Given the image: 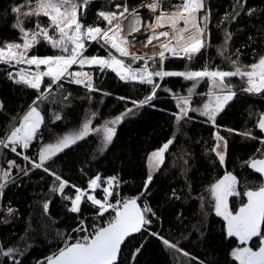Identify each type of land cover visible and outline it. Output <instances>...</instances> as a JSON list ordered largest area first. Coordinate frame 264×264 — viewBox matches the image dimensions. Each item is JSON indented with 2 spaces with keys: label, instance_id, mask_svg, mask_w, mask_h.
<instances>
[{
  "label": "snow or ice",
  "instance_id": "snow-or-ice-1",
  "mask_svg": "<svg viewBox=\"0 0 264 264\" xmlns=\"http://www.w3.org/2000/svg\"><path fill=\"white\" fill-rule=\"evenodd\" d=\"M94 2L23 0L9 6L14 17L11 28L18 31L19 37L0 42V65L4 66L7 80L21 89L34 90V98L26 107L21 104L20 110L11 115L0 130V199L8 186L19 187L24 177L30 178L37 170L52 178L48 189L52 195L37 201L42 204V213L38 219L33 217L26 222L24 234L18 236L15 242L6 243L7 237H0V264H23L25 255L35 247L39 236L43 234L47 239L52 233V239L48 240L50 252L33 264H138V257L147 240L132 248L129 245L138 237L145 236L158 240L172 254L174 264H206L181 247V239L187 240L191 233H181L180 239L162 234V218L148 202L152 195L150 186L156 173L163 170L166 153L174 145L177 135L183 134V128L196 119L192 113L206 118L204 122L217 129L212 136L214 143L207 146L205 142L204 154H214L213 164L218 160L219 165H225L229 140L220 134L218 117L244 96L260 97V103L264 104V31L257 29L255 37L248 35L247 42L233 50L231 41L234 33L229 29L238 25L242 17H247L249 21L264 17V8L249 7L248 0H232L231 11H225L216 23L215 27L223 34V43L217 47V55L229 63L230 70H223L219 65L210 67L211 61L206 60L198 69L186 64L185 69L180 71L167 69L165 62L177 58L190 64L202 55V49L211 47L209 25L213 10L210 0H180L174 4L168 0L167 8L164 6L166 0H144L138 6L130 5L128 0H104V7L95 12L94 19L89 23L88 11ZM141 8L149 12L143 19L150 22L144 25ZM125 21H129L127 31ZM29 23L32 27L26 26ZM142 27L144 33L149 34L137 41L133 33L141 32ZM247 27L255 25L249 23ZM236 32L244 34L245 28L237 27ZM136 42L143 43L145 48L151 46L150 52H131L130 48ZM41 43H46L57 52L35 54L36 46ZM92 43L99 45L107 55L86 54ZM253 44H259V50L252 48ZM242 48L252 49L251 63L241 60V56L245 55ZM113 50L118 56L113 54ZM140 61L143 63L133 66ZM74 65L78 66V70H73ZM92 69L101 73L110 70L120 81L149 86V90L142 99L118 96L117 100L125 102L124 110L99 127L92 125L94 112L77 128L57 132L53 125L64 117L55 110L49 115L48 106L57 103L69 106L64 102L70 100L72 92L65 88V83L84 88L86 96L81 99L91 103V94L102 92ZM170 77L191 82L187 95H181L163 83ZM232 78H238L239 83H233ZM204 81L208 85L207 92L197 93L196 89ZM161 91L169 93L175 101L176 110L169 113L175 131L161 146L147 153L148 171L141 191L136 195L121 196L118 189L123 181L118 175L102 178L97 173L89 177L87 188L64 178L62 171L56 167L61 154L66 155V150L78 146L95 133L101 137L97 151L103 155L113 146L117 127L144 107L155 108L153 101L159 99L158 92ZM102 94L111 95L109 92ZM196 95L202 99L198 106H193ZM128 103L132 107H127ZM246 111L247 120L242 130H224L229 134L235 132L244 140L258 142L259 147L248 159L240 161L239 166L241 170L247 167L264 177V136L260 135L264 134V108L250 104ZM0 114L8 115L2 99ZM249 122L251 126H248ZM42 128L47 130L48 141H45ZM33 148L34 153L30 152ZM13 155L15 158H10ZM17 158L23 163H19ZM179 159L182 161L181 175L185 187L180 190L172 188L166 194V202L193 199L199 202L200 220L191 228L200 238L206 235L205 221L214 212L223 223L224 238L229 243L235 242L228 252V264H264V180L250 186L253 182L247 176L238 178L233 171L226 170L222 177L204 189L210 198L202 193L194 197V181L188 175L192 168L189 164L192 155L185 151ZM176 166L174 162L172 167ZM79 171L81 175H87L84 167ZM44 178L41 176V180ZM70 188L75 190L74 194L66 192ZM98 189L102 190L100 198L96 195ZM57 195L65 202L62 207L66 212L74 214L69 216L63 230L54 228L58 221L49 212L53 197ZM82 204L90 205V215L85 214ZM17 216L18 209L9 204L0 223L7 225ZM184 219L186 217L181 211L176 220L183 223ZM33 220H36L35 227ZM154 225L158 226L155 230ZM10 235L15 236L16 233ZM207 264H212V261Z\"/></svg>",
  "mask_w": 264,
  "mask_h": 264
},
{
  "label": "trees",
  "instance_id": "trees-1",
  "mask_svg": "<svg viewBox=\"0 0 264 264\" xmlns=\"http://www.w3.org/2000/svg\"><path fill=\"white\" fill-rule=\"evenodd\" d=\"M23 0H0V42L3 40L18 39L19 33L11 28L14 17L10 12V5L14 3H22ZM144 0H128V3L133 6L140 5ZM171 3H178L180 0H170ZM212 7V23L209 25L211 29V47L202 49V55L192 61L190 64L186 60L171 58L165 62V66L169 70H184L185 65L192 69L200 68L206 60H210V67L219 65L223 70H230V65L217 55V47L223 43V34L215 27L225 11H231L232 0H210ZM168 7V0L165 5ZM249 7L264 8V0H248ZM104 7V0H95L90 5L88 11V22L91 23L94 19L95 12ZM7 10V14L6 13ZM46 20V18H44ZM251 23L255 27H247ZM27 27H32L29 23ZM237 27H244V34L236 32ZM264 31V17L260 19L252 18L251 21L247 17H242L238 25H233L229 29L234 33L231 41L233 50L241 47L247 42L248 35L256 36V30ZM252 48L259 50V44H253ZM251 50L244 49L241 51L245 55L241 56L244 63H251ZM38 55H51L57 52L46 43H41L34 50ZM32 54V53H30ZM86 54L107 55V52L100 48L97 44H92L88 48ZM233 59L235 57L233 56ZM78 68V67H75ZM87 69V68H86ZM89 70V69H88ZM97 85L102 89V92H109L111 95H103L102 92L92 93L91 103L87 99H81L86 96V90L80 86L65 84V88L72 92V97L64 104L69 106L64 107L57 103L48 106L49 115L52 111H60L64 119L56 122L53 127L57 132H64L70 129L77 128L83 121L91 117L92 113H96L92 118V125L99 127L105 120L118 115L125 108V102L117 100L118 96H125L131 99H142L149 90V86H143L136 83H125L119 80L110 70L101 73L97 69H92ZM233 83H239L238 78H232ZM166 86L172 88L173 91H178L181 95L187 93V88L191 86V82L184 81L180 77L166 78L163 82ZM207 84L202 83L198 88V93L206 91ZM159 99L153 101L155 108L144 107L139 110L135 116L125 119V121L117 127V137L113 146L103 155L97 151L101 137L95 133L91 134L85 141H81L78 146H74L71 150H66L67 154H61V158L56 165L57 169L62 171L65 179L70 183L77 184L80 187L87 188L89 177L101 174L102 178L111 175H118L123 183L118 189L121 196L136 195L142 189L143 181L147 175V153H150L157 147L161 146L166 140L172 136L175 131L173 127V118L169 115L175 111V101L169 93L158 92ZM34 98V90L21 89L20 86L13 85L6 79V71L4 66L0 65V99L5 101L8 115L0 114V130L7 124L11 115L20 110V105L25 107ZM199 98L193 97L194 104ZM101 101H103L101 103ZM260 97H241L240 100L234 101L232 105L226 108L224 113L218 117V123L221 125L220 134L224 135L229 140V151L226 157L224 166L219 165V162L212 163L214 154L206 156L204 154L205 142L207 146H211L214 141L213 134L216 128L205 123L206 119L198 118L188 123L183 128V134H178L174 145L170 146V150L166 153V162L161 172L156 173L154 182L150 186L152 195L149 197V203L161 216L163 222L162 234L171 235L177 239L181 238V233L187 235L191 233L187 240L181 239V247L190 252L193 256L204 260L207 264L212 261V264H228L230 257L228 252L234 243H229L224 238L222 232L223 223L219 217H216L214 212L207 217L205 221L206 235L200 238L199 234L192 230L191 225L197 224L200 220L199 202L195 199L190 201H167L166 194L170 193L172 188L177 190L185 187V181L181 175L182 161L179 159L185 151L191 153L192 159L189 164L192 165L189 177L194 181L195 191L192 195L195 197L203 194L210 198L209 193L204 189L213 183L216 179L222 177L225 171H233L238 178L247 176L249 181L253 183L250 186H256L261 182V179L252 172L251 169L245 167L241 170L240 161L248 159L259 147L258 142L244 140L235 132L229 134L224 129L233 128L237 131L245 127L247 120V108L250 104H254L257 108H264V104L260 103ZM193 104V105H194ZM127 107H132L131 103ZM159 109H165L160 111ZM251 126V122L249 125ZM45 133V141L50 139L47 130L42 128ZM258 132V130H257ZM264 136L263 134H260ZM30 152H35V149H30ZM95 155V159L93 156ZM10 158H15L14 155ZM187 158V157H185ZM19 163H23L19 160ZM87 161V163H84ZM176 167H172L173 163ZM84 167L87 175H81L80 168ZM41 176L45 178L41 180ZM52 178L48 177L42 171L37 170L29 177H24L19 187L10 185L5 189V194L0 199V220H3L6 212V207L10 204L13 208L18 209V216L11 219L10 223L5 225L0 223V237H7L6 243L15 242L18 236L24 234L26 222L30 218H39L42 213V204L37 201H43L46 196L52 194L48 192ZM74 189H66L67 193L74 194ZM100 198L102 195L99 191L96 193ZM236 200V198H231ZM65 203L60 200V197L54 196L53 203L50 205L49 212L58 223L54 228L63 230L65 224L68 223L70 215L66 209L62 207ZM238 203V201H237ZM82 209L86 215L92 213L89 204H82ZM183 212L186 219L183 223L176 220V216ZM33 226H36V220H33ZM158 226L154 225V230ZM15 232L16 235H10ZM54 233L50 234L47 239L41 234L35 247H33L24 257L23 264H33L37 259L42 258L50 252L48 240L52 239ZM147 240L142 249V254L138 257V264H174L172 254L163 248L158 240L151 237H138L129 248L139 246L143 241ZM195 264V262H193Z\"/></svg>",
  "mask_w": 264,
  "mask_h": 264
},
{
  "label": "built area",
  "instance_id": "built-area-1",
  "mask_svg": "<svg viewBox=\"0 0 264 264\" xmlns=\"http://www.w3.org/2000/svg\"><path fill=\"white\" fill-rule=\"evenodd\" d=\"M146 13L149 14L148 10L146 11ZM142 33H143V35H142ZM148 34H149V33H144V29H143V30H142L141 32H139V33H134L133 36L137 38V41H140V40H143L144 37H145L146 35H148ZM129 39H132V37H129ZM162 39H163V38H162ZM92 44H94V43H92ZM92 44H91V45H92ZM150 50H151V46H149L148 48H145V47L143 46V43H140V42H136V43H135V46L130 48V51L133 52V53H136V54H143V53H145V52H150ZM113 54H115V55L118 56V53H115L114 50H113ZM167 55H170V54H167ZM126 62H129V60H128L127 58H126ZM142 63H143V62L140 61V62L137 63V65H133V66L136 67V66H139V65L142 64ZM24 67H26V66H24ZM73 70H78V68H75V67L73 66ZM85 70H86V69H85ZM93 75H94V72H93ZM65 84H67V83H65ZM68 85H69V84H68ZM74 86H77V85H74Z\"/></svg>",
  "mask_w": 264,
  "mask_h": 264
},
{
  "label": "rangeland",
  "instance_id": "rangeland-1",
  "mask_svg": "<svg viewBox=\"0 0 264 264\" xmlns=\"http://www.w3.org/2000/svg\"><path fill=\"white\" fill-rule=\"evenodd\" d=\"M146 11H147L146 8H141V9H140V15H141V17H142V25H144V24L150 22V21H148V20H144V19H143V17H146V16L149 15L148 13H146ZM125 22H126V21H125ZM127 22H129V21H127ZM143 29H144V28L142 27V28H141V31H142ZM133 34H134V33H133ZM94 44H95V43H94ZM26 67H27V66H26ZM74 67H78V66H75V65H74ZM86 70H88V69H86ZM202 83H206V84H207V82L204 81V82H201L200 85H201ZM200 85L198 86V88L200 87ZM198 88L196 89V92L198 91ZM207 90H208V85H207V87H206V91H204V92H202V93L207 92ZM197 93H198V92H197ZM185 95H187V93H186ZM194 97L199 98V99H198L199 101H198L197 103H195L193 106H198L199 103H200V101H201V99H202V97H201L200 95H196V96H194ZM193 115L196 116V117H198V118L206 119V118H204V117H199V116H198L197 114H195V113H193ZM147 171H148V168H147ZM97 191H99V192L101 193V195H102V190L98 189ZM97 198H98V197H97Z\"/></svg>",
  "mask_w": 264,
  "mask_h": 264
},
{
  "label": "crops",
  "instance_id": "crops-1",
  "mask_svg": "<svg viewBox=\"0 0 264 264\" xmlns=\"http://www.w3.org/2000/svg\"><path fill=\"white\" fill-rule=\"evenodd\" d=\"M128 26H129V22H125V28H126V31H127V28H128Z\"/></svg>",
  "mask_w": 264,
  "mask_h": 264
},
{
  "label": "water",
  "instance_id": "water-1",
  "mask_svg": "<svg viewBox=\"0 0 264 264\" xmlns=\"http://www.w3.org/2000/svg\"><path fill=\"white\" fill-rule=\"evenodd\" d=\"M264 135V134H263ZM256 174V173H255ZM261 180H264V177H260L259 174H256Z\"/></svg>",
  "mask_w": 264,
  "mask_h": 264
}]
</instances>
